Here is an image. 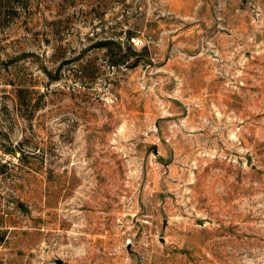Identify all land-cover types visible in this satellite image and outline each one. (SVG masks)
<instances>
[{
  "label": "rangeland",
  "instance_id": "1",
  "mask_svg": "<svg viewBox=\"0 0 264 264\" xmlns=\"http://www.w3.org/2000/svg\"><path fill=\"white\" fill-rule=\"evenodd\" d=\"M0 264H264V0H0Z\"/></svg>",
  "mask_w": 264,
  "mask_h": 264
},
{
  "label": "built area",
  "instance_id": "2",
  "mask_svg": "<svg viewBox=\"0 0 264 264\" xmlns=\"http://www.w3.org/2000/svg\"><path fill=\"white\" fill-rule=\"evenodd\" d=\"M132 43L134 44L135 47H139L143 45V41L139 38H133Z\"/></svg>",
  "mask_w": 264,
  "mask_h": 264
},
{
  "label": "trees",
  "instance_id": "3",
  "mask_svg": "<svg viewBox=\"0 0 264 264\" xmlns=\"http://www.w3.org/2000/svg\"><path fill=\"white\" fill-rule=\"evenodd\" d=\"M125 58H126V56L124 55V56H122L121 57V61L123 62L124 60H125ZM113 65H115V63H113Z\"/></svg>",
  "mask_w": 264,
  "mask_h": 264
}]
</instances>
